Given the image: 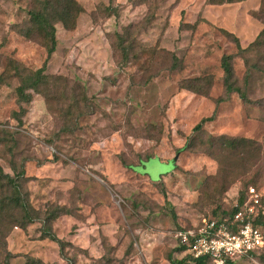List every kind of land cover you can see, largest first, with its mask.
<instances>
[{"label":"rangeland","instance_id":"obj_1","mask_svg":"<svg viewBox=\"0 0 264 264\" xmlns=\"http://www.w3.org/2000/svg\"><path fill=\"white\" fill-rule=\"evenodd\" d=\"M75 1V27L55 23L48 85L20 98L46 38L18 31L43 3L0 0V167L17 185L0 188V264H170L184 255L178 227L229 211L248 185L264 202V36L244 53L233 39L241 48L256 40L264 0ZM223 54L246 99L225 92ZM221 134L251 138L261 152L216 157L209 140ZM152 155L174 157L134 165ZM163 172L158 182L142 176ZM16 197L34 218L25 227Z\"/></svg>","mask_w":264,"mask_h":264},{"label":"trees","instance_id":"obj_2","mask_svg":"<svg viewBox=\"0 0 264 264\" xmlns=\"http://www.w3.org/2000/svg\"><path fill=\"white\" fill-rule=\"evenodd\" d=\"M243 0H208L209 4H223V3H232V2H239ZM43 5L39 8H35L28 11L29 19L27 20L29 22V27L26 30L18 31L20 34L27 38H33L42 36L46 38V42L43 44L46 50V57L44 59V63L41 67L31 71L29 70L26 74L21 75L22 78V84L17 87V91L19 94V97H22L23 92L26 89H33V90H40V87L42 84L45 86L48 85V80L50 79L47 74L44 73L45 66L47 64V61L50 59L53 51L56 49V28L55 23L60 22L64 28L70 29L75 27L76 19L79 11L81 10L80 6L77 4L75 0H42ZM264 36V28L261 30V32L258 34L256 40L252 42L249 46L245 48H241L239 44L238 37H233L234 42L236 44V48L239 52H247V50L252 49L254 45L261 44V39H263ZM176 58V57H173ZM221 68L224 72L223 76V83H224V89L227 94H230L232 92H236L241 99H246L245 92L235 84V81L233 79L234 72H233V66H232V55L231 54H223L220 61ZM19 73H21L19 67H17ZM25 71V70H24ZM246 79V78H245ZM247 81V79H246ZM78 87V85H76ZM47 101V96L44 95ZM23 98V97H22ZM75 104L78 106L80 105V100L76 101ZM66 111V110H65ZM64 110L61 111L62 118L65 119L67 117V114H69V110L66 111V113H63ZM213 119V115L204 117L200 119V121L194 126L193 130H200L204 123L211 121ZM211 144L210 154L218 157L219 153L223 152H237V153H244L251 151L255 155H259L261 152V145L258 144L257 141L246 138V137H228L226 135H218L217 137H211L209 140ZM150 156H147V158ZM146 159V158H145ZM142 159H139L141 161ZM125 167H128L132 169V164H125L123 163ZM7 184H12L13 186L17 187L15 184V180L13 177H11L9 174L4 173L0 167V188L7 186ZM223 187L224 184H221ZM249 186V185H248ZM247 186V187H248ZM247 187L245 190H247ZM246 197V191L244 193H239L236 202L240 203L244 198ZM7 199H2L0 203L6 204ZM9 201V199H8ZM263 201V198H262ZM261 201V202H262ZM13 202L14 205L21 208V211L24 212V216L27 220H25L22 223H19L21 227H25L24 225L27 223H31L34 218L30 216V213L28 211L27 203L23 201L20 197L13 198L10 200V203ZM264 203V202H262ZM9 204V203H8ZM236 210V207L233 205V207L229 211H222L220 214H215L211 216L212 219H217L219 221L223 220L224 218H231L232 214ZM28 211V212H27ZM254 223L262 228L264 231V213L259 215L255 220ZM188 227V226H187ZM182 228V227H178ZM264 233V232H263ZM49 237V235H46ZM50 239L60 242V240L55 237V235H51ZM183 246L179 245L177 243L176 251L181 253L183 251ZM264 250V249H263ZM263 250L257 251L254 256H256L257 259L260 257L264 258V252ZM170 264H184L187 260L193 261L195 264H204L207 261H210L207 257H200V258H193L190 255H183L181 258H172V256H169ZM7 263V260L4 262ZM226 264H234L233 261H227Z\"/></svg>","mask_w":264,"mask_h":264},{"label":"built area","instance_id":"obj_3","mask_svg":"<svg viewBox=\"0 0 264 264\" xmlns=\"http://www.w3.org/2000/svg\"><path fill=\"white\" fill-rule=\"evenodd\" d=\"M262 195L249 185L246 197L234 202L236 210L231 218L219 221L209 218L195 225L175 231V238L183 246L184 255L207 257L214 264L235 262V258L253 257L264 249V231L254 220L264 213Z\"/></svg>","mask_w":264,"mask_h":264},{"label":"crops","instance_id":"obj_4","mask_svg":"<svg viewBox=\"0 0 264 264\" xmlns=\"http://www.w3.org/2000/svg\"><path fill=\"white\" fill-rule=\"evenodd\" d=\"M174 157L173 155L171 156H167V157H162L160 155H152L146 159H142L141 161H145V160H149V159H159L160 161H164L168 158H172ZM140 164V161L134 165H139ZM177 167V162L175 163V166H174V170L175 168ZM174 170L170 171V172H174ZM170 172H163L162 174L159 175L158 179L156 180H152L151 177L147 174V173H144L142 176L146 177L148 180H150L151 182H158V181H161L164 177H166L167 175L170 174ZM135 174H138V173H135ZM140 175V174H138Z\"/></svg>","mask_w":264,"mask_h":264}]
</instances>
